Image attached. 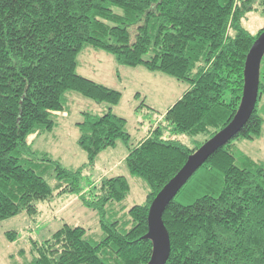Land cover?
Wrapping results in <instances>:
<instances>
[{"label":"trees","instance_id":"16d2710c","mask_svg":"<svg viewBox=\"0 0 264 264\" xmlns=\"http://www.w3.org/2000/svg\"><path fill=\"white\" fill-rule=\"evenodd\" d=\"M253 1L0 0V222L20 213L35 215L36 203L57 189L97 210L103 233L92 243L83 227L63 224L34 244L36 256L29 264L148 262L152 244L142 237L152 199L239 105L245 57L264 30L253 35L241 23ZM86 46L111 54L119 65L161 72L188 88L131 145L126 119L111 111L121 93L76 72L77 55ZM261 75L260 65L258 97L246 124L178 191L202 170L194 185L201 195L184 205L175 200L177 193L166 206L162 220L170 253L165 264H264V165L244 156L238 166L234 156L235 141L262 135ZM68 92L110 107L100 115L82 112L76 123L83 165L63 167L43 154L55 172L53 188L29 157L35 153L32 138L55 126L54 114L64 111ZM178 134L202 139L189 147L172 138ZM119 141L127 149L128 172L148 188L145 202L128 209L127 220L107 221L106 206L129 195L127 179L101 177L87 191L80 180L97 155ZM5 236L16 240L13 230Z\"/></svg>","mask_w":264,"mask_h":264},{"label":"rangeland","instance_id":"374dc122","mask_svg":"<svg viewBox=\"0 0 264 264\" xmlns=\"http://www.w3.org/2000/svg\"><path fill=\"white\" fill-rule=\"evenodd\" d=\"M260 1H253V9L241 21L243 27L253 35L264 27V12ZM76 72L121 93L119 103L111 106V111L126 119L125 129L131 135V145L143 138L167 108L188 88L185 82L161 72H150L142 66L119 65L111 54L89 46L78 53ZM261 73L264 84V59ZM260 104H264V93L260 97L258 105ZM109 107L107 103H96L75 92H68L64 111L54 114L55 126L39 137L32 138L35 153L29 157L33 163L30 166L51 187L54 188L57 180L52 164L44 161L43 154L46 153L48 158L58 161L63 167L77 168L83 165L86 155L77 143L79 131L76 123L82 120V112L100 115L107 112ZM260 113L263 117L262 135L254 140L235 141L234 156L238 166H241L244 156L264 165V110ZM164 137H168V132L164 133ZM172 138L189 147L195 145L196 140L202 139L201 136L191 137L186 134H178ZM126 154V146L119 141L114 148L100 152L94 165L85 168L81 175L80 185L84 191L101 177L122 175L127 179L130 185L129 195L121 203L106 206L107 221L113 220L115 216L127 220L128 209L133 205L143 204L146 199L148 187L142 179L130 175L124 161ZM201 171L176 195L177 202L190 204L201 195L194 187L202 176ZM36 206L38 212L35 215L20 213L0 222V264H29L36 256L34 244H40L63 224L83 227L86 237L92 243L99 242L103 237L97 210L85 206L76 194L58 193L55 189L51 198L37 202ZM11 230L16 232L15 241H9L5 236Z\"/></svg>","mask_w":264,"mask_h":264},{"label":"water","instance_id":"95a60500","mask_svg":"<svg viewBox=\"0 0 264 264\" xmlns=\"http://www.w3.org/2000/svg\"><path fill=\"white\" fill-rule=\"evenodd\" d=\"M264 56V30L251 44L244 62L243 87L239 105L230 121L188 155L184 164L152 199L147 213V232L142 238L152 244L146 264H165L170 253L169 234L162 220L163 212L178 191L216 150L230 141L253 113L258 97L260 65Z\"/></svg>","mask_w":264,"mask_h":264},{"label":"built area","instance_id":"2783aa9c","mask_svg":"<svg viewBox=\"0 0 264 264\" xmlns=\"http://www.w3.org/2000/svg\"><path fill=\"white\" fill-rule=\"evenodd\" d=\"M262 10H263V12H264V4L262 5Z\"/></svg>","mask_w":264,"mask_h":264}]
</instances>
